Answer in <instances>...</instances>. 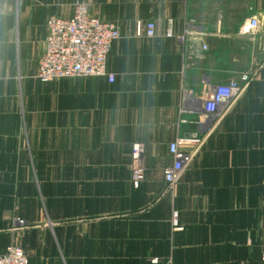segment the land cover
Wrapping results in <instances>:
<instances>
[{
  "label": "crops",
  "instance_id": "1",
  "mask_svg": "<svg viewBox=\"0 0 264 264\" xmlns=\"http://www.w3.org/2000/svg\"><path fill=\"white\" fill-rule=\"evenodd\" d=\"M80 3L120 28L107 64L115 81H43L48 22ZM0 5V253L16 243L29 264H262L264 0ZM251 18L261 28L242 34ZM169 20L176 34L189 28L186 42L166 36ZM149 21L155 35L138 34ZM243 74L249 86L206 126L207 87ZM175 141L191 158L170 191ZM135 142L145 145L139 187Z\"/></svg>",
  "mask_w": 264,
  "mask_h": 264
},
{
  "label": "built area",
  "instance_id": "2",
  "mask_svg": "<svg viewBox=\"0 0 264 264\" xmlns=\"http://www.w3.org/2000/svg\"><path fill=\"white\" fill-rule=\"evenodd\" d=\"M1 10V5H0ZM173 20H169V28L166 36L176 38L180 42H186L191 31L186 28L182 33L176 34L172 29ZM261 28V22L257 18H251L243 24L242 34L254 33ZM48 36L46 48L40 59L38 76L43 81H49L67 77L107 76L111 82L115 81V75L108 71V59L113 44L120 38V28L114 22L103 21L91 15L90 7L86 3L76 6L71 18H51L48 22ZM145 31L146 35L153 37L156 33V24L153 21L138 26V34ZM207 50L208 45L204 44ZM252 74H243L238 80H232L226 84L210 85L204 92L203 113L206 126L218 122L226 110L244 92L252 81ZM186 100L191 99L187 92ZM183 111L186 109L183 108ZM190 111V110H189ZM187 142L200 143L199 138L187 139ZM169 150L174 158L173 164L165 169V181L168 190L172 191L190 161L191 156L182 151L179 141L170 143ZM145 145L135 142L132 147V181L139 187L145 179ZM177 212L174 213L173 223L177 225ZM16 226L21 229L27 224L16 219ZM14 228L13 231H17ZM0 264H29V257L25 250L13 243L8 250L0 253ZM264 264V249L262 254Z\"/></svg>",
  "mask_w": 264,
  "mask_h": 264
},
{
  "label": "rangeland",
  "instance_id": "3",
  "mask_svg": "<svg viewBox=\"0 0 264 264\" xmlns=\"http://www.w3.org/2000/svg\"><path fill=\"white\" fill-rule=\"evenodd\" d=\"M29 226H30V224H29ZM28 226V227H29ZM19 228H20V226H18ZM14 228H12V230H13ZM24 229V228H23ZM12 232H21V231H19V230H17V231H12Z\"/></svg>",
  "mask_w": 264,
  "mask_h": 264
}]
</instances>
